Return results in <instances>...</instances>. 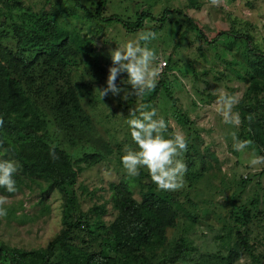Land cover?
<instances>
[{
    "label": "rangeland",
    "instance_id": "obj_1",
    "mask_svg": "<svg viewBox=\"0 0 264 264\" xmlns=\"http://www.w3.org/2000/svg\"><path fill=\"white\" fill-rule=\"evenodd\" d=\"M6 1L0 0V32L5 43H10L14 28L30 37L38 29L36 21L46 16L63 43L60 59L51 58L47 48L41 57L33 49L30 68L13 66L18 72L11 73L45 123L37 136H30L63 153L76 176L56 187L41 176L24 173L18 161L0 149V159L14 160L18 166L14 174L18 191L7 196V215L0 217V264L36 262L34 253L46 252L66 232L69 238L55 247L51 264H87L88 256L113 246L114 236L107 227L118 217L116 203L123 198L141 203L148 190L168 202L161 211L166 223L163 246L142 252L146 263L127 262L115 251L109 264H156L180 238L187 250L174 264H238L241 258L243 264H264V165L247 166L243 154L233 150L230 133L252 140L247 151L255 149L258 155H264V138L252 133L242 114L236 128L225 124L215 110V90L220 88L240 93L238 105L264 99V75L254 71L259 61L258 67H264V0H225L219 6L210 0H106L103 17L116 15L135 23L141 14L158 19L165 10H179L208 40L217 38L216 44H205L188 31V23L179 15L167 16L161 30L151 28V23L142 28L157 33L149 47L160 60L172 61L158 81L165 82L174 100L160 89L149 105L169 122V132L180 130L188 140L185 187L175 192L158 190L147 169L130 177L121 164L124 146L135 147L124 119L129 108L144 103L143 98L131 97L126 102L123 93H109L102 100L95 92L107 86L109 50L134 39L136 32L94 18L97 0H12V5ZM248 45L263 54L258 55L261 60L249 54ZM251 76L254 79L249 81ZM126 79L127 74H121L117 86L125 87L120 81ZM252 116L263 133V109L254 110ZM22 142L28 140L19 139L18 144ZM88 155H98L100 160L87 164ZM24 166L30 169L29 162ZM242 181L247 183L242 185ZM232 213L238 220L248 213V224L234 229ZM237 233L246 236L250 252L240 248ZM16 250L24 257L17 258ZM231 251L238 258L228 263Z\"/></svg>",
    "mask_w": 264,
    "mask_h": 264
},
{
    "label": "trees",
    "instance_id": "obj_2",
    "mask_svg": "<svg viewBox=\"0 0 264 264\" xmlns=\"http://www.w3.org/2000/svg\"><path fill=\"white\" fill-rule=\"evenodd\" d=\"M8 5H12V0L6 1ZM106 6V0H97L94 18H97L101 22L105 23H115L121 25L124 29L130 32H137L142 29L147 23H151V28L155 30H161L166 20L167 16L179 15L185 18L188 23V31L196 33L197 37L205 44H216L217 38L208 40L201 28L187 15L183 14L179 10H165L160 18H155L150 14H141L135 23H128L120 19L118 16L113 15L110 17H103L102 12ZM38 29L32 31L29 34L22 33L21 30L14 28V35L8 40L10 43H5V39L2 31L0 32V117L3 118V126L0 127V149L5 155L16 159L23 167V172L30 175H37L44 178V180L49 181L52 185L56 187H62L67 183L74 180L76 172L71 168L70 163L65 158V155L61 153L57 148H54L56 159H53L50 155V150L53 149L44 141L38 139L37 137L30 136L31 134L37 136L38 130H40L44 125V121L40 119L37 115L33 106L31 104V99L26 95L24 88L18 82V79L11 72L15 69L14 67L24 70L33 64V61H28L31 59L33 49L37 50L39 57L44 52V48L49 49V55L51 58H57L60 56V49L63 46L61 41H58V35L55 34L54 25L51 21L47 20V16L36 21ZM38 30V31H37ZM220 35H225V33H220ZM228 35V34H226ZM57 36V37H56ZM234 38H239V36H234ZM247 42H250V37H244ZM249 54L255 58H259V54L263 55L259 51L254 50L250 45L247 46ZM35 58H38V57ZM60 59V58H57ZM166 62V61H165ZM261 61L254 64V71L262 77L264 75V67L260 66ZM167 64H169L167 66ZM251 65V62H250ZM14 66V67H13ZM166 66L170 68L172 66L171 59H168ZM166 66L164 69H166ZM163 69V70H164ZM15 72H18L14 70ZM23 75V73H21ZM254 76L249 78L253 80ZM245 81V78L243 79ZM163 90L167 99L173 101V96L171 90L166 86L163 80H159L156 89L145 95L143 97V102L150 104L160 92ZM255 102L250 106L238 105L235 107L236 111H239L243 115L246 123L252 130V133L259 137L264 138V132L257 126L256 122L253 120L251 123L246 119L249 114H253L254 110L263 109L264 111V99H254ZM35 128V131L32 128ZM8 135H17L18 138L23 140H28L27 143L22 142L18 144L19 139ZM87 164H94L100 160L98 155H88L84 158ZM30 163V169L25 168L24 165ZM16 181L17 177H13ZM247 183L242 181V185ZM17 186V184H16ZM18 188V186H17ZM145 194L143 201L137 203L131 198H123L121 201L116 203V208L118 209V217L116 221L109 227L111 234L114 236L113 246L108 249V251L99 252L98 254H93L87 257V264H109L112 257L110 254H114L115 251H120L124 260L127 262H139L146 263L145 257L142 252H148L153 249H159L163 246L165 238V227L166 223L162 221L161 211L163 203H168L166 199L156 197L153 193ZM0 193L4 196H12L13 193H8L6 189L0 188ZM95 210V209H94ZM243 220L233 219L234 214L232 213V219L234 220L233 228L238 230V227L248 224L249 215L244 213ZM243 221V222H241ZM76 222L72 228H76ZM104 227L101 225L100 230ZM70 230V229H69ZM68 230V231H69ZM68 232H66L63 237L59 239H54L50 244L46 252L38 251L34 253L37 258L36 262H29L26 264H51V260L55 255V247L59 244L68 240ZM236 242L240 248L244 251L250 252L252 247L246 241V236H239L236 234ZM2 247L0 246V252ZM187 250V245L184 239L180 238L178 244L173 248L170 253L163 256L156 264H174ZM17 258L21 259L24 254L21 255L18 250L15 251ZM27 255V254H25ZM238 258V253L231 251V256L228 259V263L232 260ZM73 263H77V260H73Z\"/></svg>",
    "mask_w": 264,
    "mask_h": 264
},
{
    "label": "clouds",
    "instance_id": "obj_3",
    "mask_svg": "<svg viewBox=\"0 0 264 264\" xmlns=\"http://www.w3.org/2000/svg\"><path fill=\"white\" fill-rule=\"evenodd\" d=\"M223 3L225 0H210L213 6ZM156 39L155 31L140 29L135 33L134 39H129L116 46L114 50H109L111 66L108 68L107 86L95 90L102 100L109 93L113 96L123 93L122 99L127 102L131 97L143 98L156 89L165 66V62L160 60L156 50L149 47ZM125 73L127 79L120 81L125 87H118L116 81ZM215 93L217 94L216 112L225 124L239 128L242 123L241 116L238 111H234V108L240 103V93H229L223 88L216 89ZM246 119L251 123L253 116L249 114ZM3 123V118L0 117V127ZM124 123L135 145V147L125 145L123 155L120 157L127 175L137 177L140 175V170L145 168L151 182L158 190L175 192L184 188V177L188 167L184 160V154L188 150L186 135L180 130L169 132V122L158 115L155 107L146 103L129 108ZM230 135L233 150L243 154L247 166L257 168L264 165V155H258L255 149L247 151L253 144L252 140H241L236 132H231ZM50 155L53 159L57 158L54 148L50 150ZM17 170L18 166L14 160L0 159V188L6 189L8 193L18 191L13 178ZM104 175L108 176L109 173L105 172ZM7 202L8 197L0 195V217L7 215V209L4 207ZM238 264H243L242 258Z\"/></svg>",
    "mask_w": 264,
    "mask_h": 264
},
{
    "label": "built area",
    "instance_id": "obj_4",
    "mask_svg": "<svg viewBox=\"0 0 264 264\" xmlns=\"http://www.w3.org/2000/svg\"><path fill=\"white\" fill-rule=\"evenodd\" d=\"M165 66H166V62H165ZM165 66H164V67H165ZM164 67H163V68H164Z\"/></svg>",
    "mask_w": 264,
    "mask_h": 264
}]
</instances>
